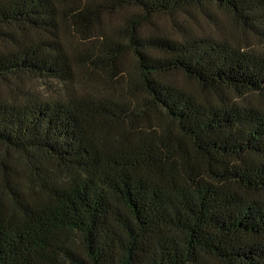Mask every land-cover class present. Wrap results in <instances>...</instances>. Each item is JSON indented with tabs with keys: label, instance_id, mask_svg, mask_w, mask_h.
<instances>
[{
	"label": "trees",
	"instance_id": "16d2710c",
	"mask_svg": "<svg viewBox=\"0 0 264 264\" xmlns=\"http://www.w3.org/2000/svg\"><path fill=\"white\" fill-rule=\"evenodd\" d=\"M0 264H264V0H0Z\"/></svg>",
	"mask_w": 264,
	"mask_h": 264
},
{
	"label": "rangeland",
	"instance_id": "374dc122",
	"mask_svg": "<svg viewBox=\"0 0 264 264\" xmlns=\"http://www.w3.org/2000/svg\"><path fill=\"white\" fill-rule=\"evenodd\" d=\"M177 20L178 22H181L182 26L186 27V25H188L189 28L193 30L208 32L214 34L215 36L224 37L226 39L236 37V35H234V30L230 25L229 16L226 13L221 12L213 7L193 11L188 19H186V16L184 17L180 15ZM153 23L154 26L149 25L150 29L164 31L170 34H174V30L176 31V29L174 28V24H172L168 19H156L153 21ZM128 57L129 56H127L126 58L129 61ZM128 63L130 64V61ZM92 83L96 85L95 88L105 87L103 83H100V86L99 83L94 82L93 80ZM32 86L38 87V90L42 91L47 85H44L43 87V83L41 84V82H34L32 83Z\"/></svg>",
	"mask_w": 264,
	"mask_h": 264
}]
</instances>
